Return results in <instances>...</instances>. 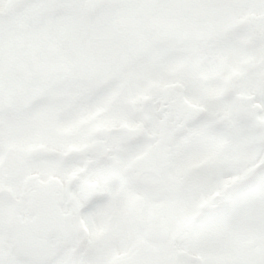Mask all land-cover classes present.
Listing matches in <instances>:
<instances>
[{"label":"snow or ice","instance_id":"1","mask_svg":"<svg viewBox=\"0 0 264 264\" xmlns=\"http://www.w3.org/2000/svg\"><path fill=\"white\" fill-rule=\"evenodd\" d=\"M0 264H264V0H0Z\"/></svg>","mask_w":264,"mask_h":264}]
</instances>
